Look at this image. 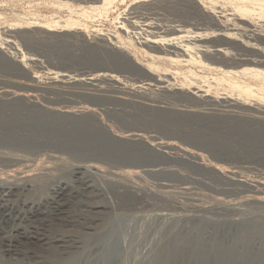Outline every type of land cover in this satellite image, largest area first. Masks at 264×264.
Masks as SVG:
<instances>
[{"label":"rangeland","instance_id":"obj_1","mask_svg":"<svg viewBox=\"0 0 264 264\" xmlns=\"http://www.w3.org/2000/svg\"><path fill=\"white\" fill-rule=\"evenodd\" d=\"M150 2L152 0H0V103H4L0 104V152L35 160L48 155L62 157L57 161L60 164L49 163L48 169L34 179L35 186L41 184L37 189L43 190V194L34 190L28 197L46 201L44 219L34 215L41 238L52 242L58 239V250H65L75 240L84 245L88 240L89 251L71 255L68 264H264V203H238L241 205L238 211L232 212L233 216L230 212L215 215L187 209L191 204L210 205L219 195L213 188L240 189L233 179L264 184V115L250 109L264 106V75L235 72L242 68L264 71V65L225 67L206 62L179 65L156 58V54L140 46L129 25L130 21L141 20L131 18L132 8L136 6L137 11L144 12ZM161 3L168 12L178 3L196 10L206 6L213 12L233 14L246 22L264 25V0H162ZM161 18L163 22L173 20L171 14L164 12ZM186 26L192 28L193 24ZM7 37L14 43L12 48L3 42ZM107 42H112L116 48L109 51ZM98 50H103L104 54L93 55ZM123 59L137 62L138 67L128 66ZM101 68L121 70L114 73L120 85L127 87L139 84L149 71L154 76L170 72L182 89L165 95L148 89L145 98L149 100H145L140 95L113 93L103 84L95 90L64 85L60 77L54 79L55 84L49 79L53 76L49 73L54 71H69L83 77ZM193 91L214 97L228 96L240 104L237 109L215 113L197 101ZM5 93L10 94V98ZM22 97L33 101L35 107ZM158 101L163 102L162 107L156 106ZM38 107L68 115L56 116L39 111ZM86 113L88 115L83 117H69ZM97 120L109 128L112 136L135 137L152 144L157 149L156 154L161 151L182 153V150L198 153L197 163L205 166L168 162L165 156L158 154L148 166H165L166 171L121 173L118 179L148 187L157 195H136L110 186L109 197L115 205L110 207L95 188H87L77 179L73 189L65 187L66 180L72 179L68 166L93 163L104 171L122 172L142 170L146 166L123 167L122 162L99 158V153L92 150L103 140L102 136L93 134L97 125L100 126ZM127 129L142 132L127 135ZM167 143H172L174 149L158 147ZM22 165L27 169L22 162L13 168L0 162V173L6 169L23 170ZM48 177L63 181L64 187L57 191L55 201L46 196L51 182ZM164 183L169 186L158 187ZM182 187H190V190L185 192ZM241 189L244 192H225L220 196L232 202L241 201L248 195ZM160 190L169 192L160 193ZM261 191L260 195H264V190ZM174 202L180 207H174ZM161 213L167 215L160 216ZM100 231L102 234L97 237ZM43 255H37L36 259L31 257L30 261L59 263V260L54 261L57 255ZM7 256V253L0 254L4 262L8 261ZM10 261L27 264L24 257Z\"/></svg>","mask_w":264,"mask_h":264},{"label":"bare ground","instance_id":"obj_2","mask_svg":"<svg viewBox=\"0 0 264 264\" xmlns=\"http://www.w3.org/2000/svg\"><path fill=\"white\" fill-rule=\"evenodd\" d=\"M161 1L162 0H152V2L149 3V5L150 4L151 5L143 9L144 12L137 11L139 7L134 6L132 8V12H130V14L132 15L131 18H136V19L139 18L141 20L129 22L131 32L132 34H134L133 36H135L138 39V43L140 44V46L156 54L157 55L156 58L166 61L167 63L175 62L179 65H184L188 63H197V62H200V63L206 62L211 65L219 64L225 67H231V66L239 67V66L249 65V64L260 67V65H264V25L258 26L252 22H246L242 18L236 17L233 14L228 15V14H224L221 11L216 12V10L215 12H213L214 10L212 11L208 10L206 6H201V10H196V9H193L189 5L178 3V5L175 4L172 7L169 13L161 5L162 4ZM163 12L167 13L168 15L171 14L173 16V20H170L168 22H163L164 19L161 18V15L163 14ZM187 24H193L192 28H187L186 26ZM6 36H9V35L7 34ZM3 42L6 45H8L9 48H12L14 45L13 41L9 39L8 37L5 39L3 38ZM106 44L109 45V49H111L109 51H113V48L115 47V45H113L112 42H107ZM86 47H90V46H86ZM230 48H234L236 51L233 52L230 50ZM9 53L7 54L9 55ZM103 54H104L103 50L102 51L98 50L97 53L93 55L100 56ZM114 57H118V56H114ZM124 62L127 63V65L130 67H134V68L138 67V63L133 62L132 60L131 61L124 60ZM100 70H103V72H100ZM114 71L121 72V70L119 71L115 69L101 68L99 69V72L88 73L86 75L83 74L84 76L80 77L81 76L80 74L78 75L74 73L72 74L69 71L67 72L66 71L64 72L54 71V72L49 73L50 75H53L49 79H52L51 83L55 84L56 81L54 79L56 77H60L62 79L61 83L64 85H74L75 84V85H80L81 87L83 86L85 89L93 88L95 90H99L101 88V84H103V85L109 86L110 91L113 93H119V94H123L127 96L140 95L142 97L144 96L143 98L145 100H149L148 98H145V94L148 89L155 90L157 93L164 94V95L165 94H175L177 91L182 89L181 86H178L173 81V78L170 72H159L158 74L156 73L157 74L156 76H154L153 74H151L152 72L150 73L149 71L147 72L146 78L139 80L140 82L139 84H136V85L133 84L134 85L133 87L131 84V87H127L125 85H120L121 84L120 79H118V75H116ZM160 71H163V69H161ZM235 72L239 74H248V76L249 74L264 75L263 69L260 70L257 68H254V69L242 68L240 70H236ZM193 94L195 95V99H197V101H199L201 104L206 106V109L210 111L212 110L215 113L216 111L228 112L229 109H237L240 104L238 100L233 99L228 96L214 97V96H208L207 94L194 92V91H193ZM4 95L9 96L8 98H10L11 96L10 94H6V93ZM16 99H15V102H16ZM22 99H26L27 101H30V99L28 98L22 97ZM11 101L13 102V100ZM19 101H20V98H19ZM32 102L33 101H30L29 103L30 106ZM161 104H163V102L158 101L156 106L162 107L160 106ZM34 105L35 104H32V106ZM37 109L39 111H47L56 116L57 115H68L66 112H53L46 108L38 107ZM250 109L254 113H261L264 115V106L262 105L261 106L260 105L251 106ZM76 115H78V117L80 116L83 117V115H88V114L87 113L86 114H71L69 115V117L76 118L77 117ZM93 116H95V114ZM97 122L103 128V130L107 132V134L109 135L111 134L108 131L109 128L107 129L106 126L101 124L100 121L97 120ZM124 140L129 141V143L145 144L146 147H148V149L151 150L152 152H156L157 150L152 144L150 143L148 144V142H146L145 140H141V139L137 140L135 137L134 138L133 137L124 138ZM158 147L165 148V149H174V146H172V143H167V145L165 144V146L160 145ZM184 151L182 150V153L175 151V152H172L171 154H165L164 151L157 152V153L165 156L168 162H179V163H185V164H191V165H197V166L202 165V167L205 166L204 163H203L204 165L202 163H197L196 159L198 160V155H199L198 153L194 154L191 152L188 153ZM61 158H58L57 156H53V155H48L47 157H42V158H38L35 160V159H30L29 157L28 158L22 157L21 155L12 156L11 154L9 155V153L6 154L4 152H0V162L6 163V167L7 166L14 167V165L17 167L18 165L20 166V162H22L24 163V167L27 168V169H24L22 165L23 170H21L20 168L12 169V170L6 169L5 172L0 173V254L7 253L9 256V257L7 256L8 261L5 260V262L1 260L0 258V264H12L10 260L20 261V259L23 257L26 258L27 264H40V263H37L36 261L31 262L30 258L34 257L32 259H36L35 257L37 255L39 257H42L43 254H49L53 257L55 254V256L57 255V257H55L56 259L54 258L55 259L54 261L59 260V263L57 262L58 264H68L67 261L70 259L71 255H74V254L80 255V254H83L84 252L86 253L89 251L90 248L88 247L89 246L87 243L88 240L87 241L85 240L86 241L85 245L83 244L84 242L83 243L76 242L75 240V243L69 247H66L65 250L64 249L58 250L57 243L59 242V240L56 239L54 242H52L51 240H48L47 238H44V237L41 238L42 236L39 235L41 234V232L39 231L38 224L35 222L36 219L34 220V215H38L39 217L42 216L41 218L44 219L43 216L45 214V211L47 210L46 209L47 206L45 204L46 201L42 202L41 198L30 199L32 196L30 198L28 197L31 195L32 191L34 192L35 190V192L38 191V193L40 191L39 189H37V186H39L40 188L41 184L35 186L37 183L35 182L36 180L34 181V179L39 176V175L37 176V174H41L43 173V171L48 169L49 163L51 162L55 163V161L57 162L58 159H61ZM192 159H194L196 162L193 161ZM57 163L60 164L59 162ZM164 167L162 168V167H155V166L154 167L146 166L142 170L140 169L138 170L128 169L127 170L126 169L124 170V172H122V171H115V170L114 171H106V170L104 171L99 166H97V164L94 165L93 163L92 164L84 163L82 165H74V166L70 165L68 166V172H70L72 179L66 180L65 187L70 186L73 189L75 187L73 186V183L74 182L76 183L77 182L76 179H77L79 181L78 182L79 184L81 183L87 188H95L100 194H102V196H104V198H106V201L109 203L110 207H114L115 205H113L114 203L109 197L108 189L110 188V186L115 185V187H117L119 191H122V190L131 191L136 195H139L140 193L142 195H149L151 193L156 194V192L155 191L152 192L150 188L140 187L139 185L132 183V181L125 183L122 180L121 182L120 180H118V179H121L120 178L121 173L124 174V173H130V172L131 173L132 172L134 173L144 172V174L145 173L146 174H151V173L156 174V173H161V172L166 171L167 168H164ZM65 168H66V165H65ZM222 170H218V172L221 173L223 177H226L224 176L225 174L223 173ZM224 172H227V171H224ZM234 176L238 177L239 175L236 176V174H234ZM43 177H46V176H43ZM49 179L51 180V178L48 177V180ZM123 179H126V177ZM62 182L63 181L59 178L55 180H51L49 191L46 192L48 193L46 195L47 199L54 200V201L57 199V194H58L57 191L61 187H64ZM232 182H234L238 186H241V188H244V190L248 193V195H246L243 200L232 202L231 200H227L226 197L224 198L220 196V193H222L223 195V193L225 192L229 194L230 193L238 194L240 192L242 193L244 191H241L242 190L241 188L240 189L237 187L218 188V189L213 188L214 191L219 195L213 198V202L210 205L201 206L199 204H191L187 206V209L190 211H197V212L204 211L208 213H216L215 215H217L218 212L232 213V212L238 211L239 205H241L238 203H264V195H260V193L262 192L261 189L264 190V184H262L261 182L256 181L255 185L250 184L249 182L245 181V179L243 180L233 179ZM167 186L169 185L164 183V184H160V186L158 187L165 188ZM182 189L183 191L186 190L185 192H187V190H190V187H184V188L182 187ZM40 192H42L40 193L42 195L44 191L42 190ZM168 192L169 190L168 191L160 190V193H168ZM32 194L33 196L36 195L34 193ZM158 196L160 195L158 194ZM161 197H164V196L161 195ZM143 201L144 200H141L140 202L143 203ZM177 203L178 202H174V207L179 208L180 207L178 205L179 203L178 204ZM115 204H117V202ZM163 215L165 214L163 213L160 214V216H163ZM232 216H233V213H232ZM40 223L41 222H39V224ZM94 233L96 235V232ZM101 234H102L101 231L97 232L96 236L98 237ZM17 246H19L21 249L18 250V248H16ZM10 247H13V248L10 249ZM95 249H96V246H95ZM117 251L119 253L120 249H118ZM84 256H87V255H84ZM60 257L63 258L62 261L60 260L61 259ZM71 258L73 260V257ZM48 259H50V257Z\"/></svg>","mask_w":264,"mask_h":264},{"label":"water","instance_id":"obj_3","mask_svg":"<svg viewBox=\"0 0 264 264\" xmlns=\"http://www.w3.org/2000/svg\"><path fill=\"white\" fill-rule=\"evenodd\" d=\"M140 130L127 129L125 132L127 135H140ZM89 135L88 131H86ZM95 136H102V142L92 149L99 153V158L105 159L111 162H122L120 166H132L140 168L143 166L150 165V161L158 154L152 152L146 147L145 144H129V141L124 140V138L116 137L107 134L101 126L96 127L93 130Z\"/></svg>","mask_w":264,"mask_h":264}]
</instances>
